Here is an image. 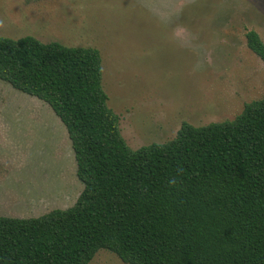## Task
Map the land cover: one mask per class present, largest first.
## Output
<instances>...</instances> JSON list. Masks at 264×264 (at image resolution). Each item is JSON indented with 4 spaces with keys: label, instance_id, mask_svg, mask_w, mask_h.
I'll return each instance as SVG.
<instances>
[{
    "label": "trees",
    "instance_id": "16d2710c",
    "mask_svg": "<svg viewBox=\"0 0 264 264\" xmlns=\"http://www.w3.org/2000/svg\"><path fill=\"white\" fill-rule=\"evenodd\" d=\"M246 44L264 62L251 29ZM0 79L47 103L66 128L83 188L73 205L0 215V264H264V96L231 120L131 149L91 46L0 35Z\"/></svg>",
    "mask_w": 264,
    "mask_h": 264
},
{
    "label": "rangeland",
    "instance_id": "374dc122",
    "mask_svg": "<svg viewBox=\"0 0 264 264\" xmlns=\"http://www.w3.org/2000/svg\"><path fill=\"white\" fill-rule=\"evenodd\" d=\"M264 0H0V35L91 46L131 149L175 137L181 123L231 120L264 96ZM51 107L0 79V215L67 208L83 188ZM89 264H128L99 249Z\"/></svg>",
    "mask_w": 264,
    "mask_h": 264
}]
</instances>
